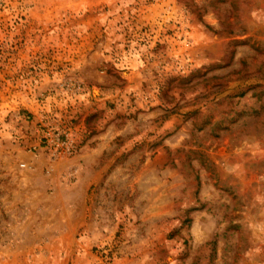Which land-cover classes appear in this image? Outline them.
I'll use <instances>...</instances> for the list:
<instances>
[{
    "label": "rangeland",
    "instance_id": "rangeland-1",
    "mask_svg": "<svg viewBox=\"0 0 264 264\" xmlns=\"http://www.w3.org/2000/svg\"><path fill=\"white\" fill-rule=\"evenodd\" d=\"M0 264H264V0H0Z\"/></svg>",
    "mask_w": 264,
    "mask_h": 264
},
{
    "label": "built area",
    "instance_id": "built-area-1",
    "mask_svg": "<svg viewBox=\"0 0 264 264\" xmlns=\"http://www.w3.org/2000/svg\"><path fill=\"white\" fill-rule=\"evenodd\" d=\"M47 144H51L49 145L50 147H54L56 150H61V149H68L69 143H67L66 141H62L60 136H53L50 141L47 142Z\"/></svg>",
    "mask_w": 264,
    "mask_h": 264
}]
</instances>
